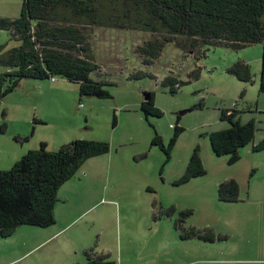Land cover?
<instances>
[{
  "label": "rangeland",
  "instance_id": "rangeland-1",
  "mask_svg": "<svg viewBox=\"0 0 264 264\" xmlns=\"http://www.w3.org/2000/svg\"><path fill=\"white\" fill-rule=\"evenodd\" d=\"M22 4L0 0V17H19ZM91 28L90 52L100 66L91 77L107 80L111 97L82 95L79 82L59 76L22 79L0 101V169L42 141L57 151L75 139L105 140L110 150L87 159L60 187L58 222L0 236V264H81L86 250L118 264H264V150H253L264 138L263 43L193 50L170 42L153 58L138 50L150 31ZM20 43L13 29L0 28L6 50ZM239 60L251 78L230 71ZM172 77L179 81L175 92ZM146 92H155L162 116L144 113ZM224 109L257 124L255 140L235 163L217 155L210 141L212 131L230 126ZM176 125L183 131L168 160L153 139L158 133L168 144ZM197 147L206 172L177 183ZM231 178L240 184V199L221 201L219 186ZM59 230L58 240L43 243Z\"/></svg>",
  "mask_w": 264,
  "mask_h": 264
},
{
  "label": "trees",
  "instance_id": "trees-1",
  "mask_svg": "<svg viewBox=\"0 0 264 264\" xmlns=\"http://www.w3.org/2000/svg\"><path fill=\"white\" fill-rule=\"evenodd\" d=\"M3 27L13 29L21 43L8 50L0 44V65L6 67L0 73V101L24 78L56 76L79 82L82 95L109 98L111 93L105 87L108 81L91 77L100 66L91 56L88 28L150 31L152 38L138 50L153 58L170 42L193 50L205 45L239 50L258 42L264 45V0H23L19 17H0ZM230 71L239 79L251 78L250 66L241 60ZM169 81L171 92H175L179 81L173 77ZM260 91L264 93V53ZM141 108L146 115H163L156 106L155 92L144 99ZM222 117L230 126L210 133L212 149L217 155H229V162L235 163L241 158L240 149L255 140L257 124L255 119L241 122L235 110L224 109ZM182 131L183 127L176 125L168 144L158 133L153 139L168 160ZM109 150L105 140L75 139L57 151L48 150L47 142L42 141L39 148L28 150L10 169H0V236H11L25 224L53 225L60 187L87 159ZM199 150L195 149L177 183L206 172ZM253 150H264V138L253 145ZM218 192L221 201L238 202L240 184L231 178L220 184ZM189 233L195 235V228ZM85 252L87 260L81 264H118L107 255Z\"/></svg>",
  "mask_w": 264,
  "mask_h": 264
},
{
  "label": "crops",
  "instance_id": "crops-1",
  "mask_svg": "<svg viewBox=\"0 0 264 264\" xmlns=\"http://www.w3.org/2000/svg\"><path fill=\"white\" fill-rule=\"evenodd\" d=\"M255 143H257L256 141H255ZM55 217H56V220H57V222L59 221V217H58V215H57V211L55 212ZM60 234H61V231L59 230V231H53V232H50V234H49V236L43 241V243H45L46 241H50V240H58V238H59V236H60ZM59 249H61V247H62V245L59 243ZM86 250V249H85ZM62 252V251H61Z\"/></svg>",
  "mask_w": 264,
  "mask_h": 264
},
{
  "label": "water",
  "instance_id": "water-1",
  "mask_svg": "<svg viewBox=\"0 0 264 264\" xmlns=\"http://www.w3.org/2000/svg\"><path fill=\"white\" fill-rule=\"evenodd\" d=\"M150 97H151V92H146L145 93V100L150 99Z\"/></svg>",
  "mask_w": 264,
  "mask_h": 264
}]
</instances>
